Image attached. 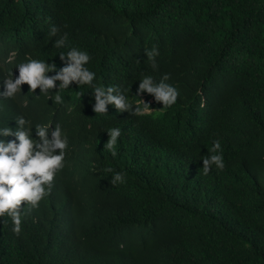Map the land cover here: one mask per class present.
<instances>
[{"label":"trees","instance_id":"trees-1","mask_svg":"<svg viewBox=\"0 0 264 264\" xmlns=\"http://www.w3.org/2000/svg\"><path fill=\"white\" fill-rule=\"evenodd\" d=\"M65 33L89 53L97 86L142 98L152 115L111 104L95 114L88 85L62 90L60 104L40 94L42 108L29 86L0 100V125L17 115L59 123L71 187L85 198L72 205L58 172L38 208L22 201L19 234L3 217L0 264H264V0H0V78L26 55L58 64ZM164 73L175 104L136 96L139 79ZM111 127L121 129L115 157L102 148ZM214 140L225 166L203 174ZM106 165L124 182L110 183Z\"/></svg>","mask_w":264,"mask_h":264},{"label":"clouds","instance_id":"clouds-1","mask_svg":"<svg viewBox=\"0 0 264 264\" xmlns=\"http://www.w3.org/2000/svg\"><path fill=\"white\" fill-rule=\"evenodd\" d=\"M57 31V27L53 25L49 35L55 36ZM66 40V33L54 40L55 47H66V51L57 53L60 60L58 64L27 55L23 61L15 63L14 72L12 73L11 68L7 75L0 78L3 86L0 88V100L15 99L17 95L24 94L21 90L29 86L28 90H31L35 98L31 103L37 108H42L38 99L40 94H45L47 101L51 99V103L60 104L66 97L61 96L62 90L88 85L92 93L90 103L95 114L106 113V105L111 104L117 111L127 110L130 115H152L149 102L142 98L138 102L131 101L129 95H126L125 91H117L115 85L97 86L94 82L97 78L96 72L87 66L91 59L89 53L75 46H67ZM157 54L158 50L154 46L151 50L145 49V55L152 62L153 68L156 67L154 57ZM168 80V73H164L158 81L151 75H144L139 79L136 96L140 97L142 92L152 94L155 101L162 103L160 108L167 109L177 102L180 95L179 89L168 83ZM72 83L75 87L71 86ZM81 93L83 92H76L79 99ZM22 103L26 106L27 101ZM150 103L153 101L150 100ZM39 110L26 109L23 112L28 117L35 114L40 116L42 113ZM9 120H13L14 125H10ZM103 130L107 131L108 138L102 148H106L115 157L114 145L121 129L111 127ZM67 148L68 136L59 123H35L25 115H17L0 125V224L5 223L3 217L7 215L11 220L13 233L19 234L22 201L23 208L25 205L29 206V210L38 208L40 201L50 193L58 172L61 173L72 196V205L76 202L83 203L85 198L79 197L71 187L74 181L72 169L75 167L72 152L68 154ZM220 148L219 140H214L211 150H208L209 154L206 157L201 156L203 174H207L213 165L218 170L224 168L222 154L217 151ZM66 170L70 172L69 177L65 175ZM104 170L112 173L110 183L124 182L122 173L113 171L111 165H106Z\"/></svg>","mask_w":264,"mask_h":264},{"label":"bare ground","instance_id":"bare-ground-1","mask_svg":"<svg viewBox=\"0 0 264 264\" xmlns=\"http://www.w3.org/2000/svg\"><path fill=\"white\" fill-rule=\"evenodd\" d=\"M78 17V16H77ZM169 165V164H168ZM170 168V167H169ZM24 211V210H23Z\"/></svg>","mask_w":264,"mask_h":264}]
</instances>
